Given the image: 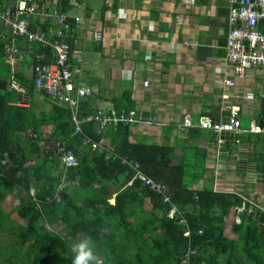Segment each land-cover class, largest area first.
<instances>
[{
    "label": "crops",
    "instance_id": "crops-1",
    "mask_svg": "<svg viewBox=\"0 0 264 264\" xmlns=\"http://www.w3.org/2000/svg\"><path fill=\"white\" fill-rule=\"evenodd\" d=\"M0 2L8 5L12 0ZM61 4L73 21L67 40L73 54L83 60L78 78L93 89L92 95L80 101L79 113L84 116L102 108L110 113L134 111L137 117H155L157 121L151 124L130 125L127 144L148 145L146 152L152 147L160 149L158 159L172 157L170 165L159 168L157 179L144 170L141 160L129 156L138 160L149 176L166 183L172 198L168 179L190 190L234 195L242 204L232 207L225 233L237 239L235 223L247 221L245 228L248 222H255L248 219V212L242 217L241 211L252 204L264 208V150L252 148L256 135L264 137V100L260 95L264 78L255 71L239 77L227 60L229 0H65ZM49 21L55 23L53 18L37 15L32 20L33 29L47 28ZM9 28L0 22V37L6 51L9 43L17 46V60L13 65L4 58L9 72L2 69L1 61L0 68L14 78L19 73L23 79L13 81L10 89L18 90L19 97L8 103L48 111L46 97H50L36 88L28 92L27 85L28 81L34 83V54L39 45L24 38L13 42ZM95 31L102 32V39L95 38ZM227 78L236 83L221 82ZM18 101L22 105L14 104ZM232 105L240 108L242 126L238 132L248 139L240 141L234 152L221 150L214 141L219 131L199 123L207 117L214 123L227 121ZM188 114L194 124L182 128ZM94 122L96 131L103 134L99 139L109 141L111 152L117 154L112 137L117 136L118 125L100 132L98 122ZM252 125L259 130H252ZM42 129L51 130L48 125ZM81 134L86 135L84 127ZM59 138L68 146L69 140ZM82 145H86L84 139ZM116 193L113 189L111 203ZM145 206L152 208L150 198Z\"/></svg>",
    "mask_w": 264,
    "mask_h": 264
},
{
    "label": "trees",
    "instance_id": "trees-1",
    "mask_svg": "<svg viewBox=\"0 0 264 264\" xmlns=\"http://www.w3.org/2000/svg\"><path fill=\"white\" fill-rule=\"evenodd\" d=\"M61 8L64 10L63 6ZM70 22L69 31L72 19ZM5 47L0 37L3 70L7 69ZM2 69L0 206L3 219H8L10 215L2 202L8 194H13L20 201L18 213L27 223L16 222L17 226L13 227L17 257L13 255L0 264H73L70 246L85 236L94 239L103 264H184L190 245L199 251L191 264H264L261 226L248 222L244 228L247 221L242 220L233 225V231L239 234L237 239L225 233L232 207L242 204L234 195L190 190L181 182L168 179L173 202L183 212L190 228L187 241L180 217L167 216L169 204L137 180L132 186L127 184L133 171L120 159L108 157L106 151H99L92 142L82 145L85 135L74 132L75 124L68 106L48 97V111L37 112L35 106L9 105L11 98L19 97V91L10 87L21 77L17 73L14 78L11 72ZM29 84L31 93L35 84L28 81ZM95 124L87 122L83 127L86 135L99 140L103 134L96 131ZM43 125L51 130L44 131ZM128 127L123 124L116 127L113 150L120 156L130 155L141 160L144 170L160 179L159 168L170 165L173 158L160 161V149L150 147L154 149L146 152L148 145H128ZM31 132L37 133V137H31ZM45 135L69 140L68 149L76 155L78 165L62 168L61 158L41 143L40 138L44 139ZM113 189L117 193L111 203ZM146 198H150L151 209L145 206ZM59 224H63L65 233L57 231Z\"/></svg>",
    "mask_w": 264,
    "mask_h": 264
},
{
    "label": "built area",
    "instance_id": "built-area-1",
    "mask_svg": "<svg viewBox=\"0 0 264 264\" xmlns=\"http://www.w3.org/2000/svg\"><path fill=\"white\" fill-rule=\"evenodd\" d=\"M63 1L65 0H12L8 5L0 2V22L11 28L13 42L24 38L30 43L39 45V51L34 54L33 64L35 88L70 108L77 133L83 132V124L87 122L97 121L98 130L101 132L110 126L120 124L130 126L138 123L151 124L157 121L155 117H137L134 111L110 113L97 108L84 116L79 113L80 101L92 95L93 89L89 85H83L78 78L82 73L81 62L83 60L73 54L71 44L67 40L71 22L67 13L61 8ZM229 3L231 4L229 15L231 29L227 37V60L233 72L239 77H244L248 71H255L260 72L264 78V0H229ZM37 15H42L46 19L53 18L55 23L49 21L50 25L47 28L33 29L32 20ZM94 36L98 40L103 37L100 31H95ZM17 52V46L9 43L4 58L14 65ZM221 82L231 86L236 83L234 79L229 78ZM260 95L264 100V86ZM252 96L249 95V97ZM23 103L25 104V101ZM14 104L22 105L20 101ZM229 109L227 121L214 123L207 117L199 122L200 125L215 131H240L242 126L240 108L232 105ZM193 124V119L188 114L181 127L186 128ZM250 128L254 131L259 130V127L253 125ZM31 137L36 138L37 133L31 132ZM44 137V139L40 138L41 143L46 150L53 151L54 155L61 158L62 168L78 165L76 155L68 149L63 139L49 138L47 135ZM84 142L86 144L92 142V146L102 151H109L111 154L108 157L118 158L128 166L133 171V177L127 183L129 186L137 180L142 187L154 191L164 203L169 204L170 209L167 211V216L180 217L184 227V236L187 237V241L189 240L191 232L187 219L173 202L170 188L166 183L149 176L135 158L112 153L111 144L105 138L94 140L85 135ZM31 192L35 196L34 190ZM47 227L51 229L49 225ZM198 252L197 248L190 245L185 252L184 264H191L193 256Z\"/></svg>",
    "mask_w": 264,
    "mask_h": 264
},
{
    "label": "rangeland",
    "instance_id": "rangeland-1",
    "mask_svg": "<svg viewBox=\"0 0 264 264\" xmlns=\"http://www.w3.org/2000/svg\"><path fill=\"white\" fill-rule=\"evenodd\" d=\"M2 28L4 29L5 27L2 25ZM82 65L83 62H81V66ZM6 68L9 71V68ZM2 204L5 210H7L10 215L8 219H3V214L0 206V220L3 219L0 223V263H5L4 261L6 260V258H11L13 257V255H15V258L17 257V239L14 237L15 232L13 227H16L17 223L25 225L27 223V219H24L19 215L18 207L20 206V201L15 196H13V194L8 195V197L4 199ZM56 228L57 231H63V233H65V231L63 230V224H59L58 227L56 226Z\"/></svg>",
    "mask_w": 264,
    "mask_h": 264
},
{
    "label": "water",
    "instance_id": "water-1",
    "mask_svg": "<svg viewBox=\"0 0 264 264\" xmlns=\"http://www.w3.org/2000/svg\"><path fill=\"white\" fill-rule=\"evenodd\" d=\"M215 142H218L219 148L221 150H231V152L237 151L240 147V141H248L244 137V134H240L238 131H219L215 136ZM252 148L256 151L259 149L264 150V137L261 135H256L252 140ZM248 212V219L258 222L262 227V232L264 233V208L256 204H252L249 208L241 211L240 215L244 217Z\"/></svg>",
    "mask_w": 264,
    "mask_h": 264
},
{
    "label": "clouds",
    "instance_id": "clouds-1",
    "mask_svg": "<svg viewBox=\"0 0 264 264\" xmlns=\"http://www.w3.org/2000/svg\"><path fill=\"white\" fill-rule=\"evenodd\" d=\"M70 247L73 253V264H103V260L97 254L96 243L91 236H85L73 242Z\"/></svg>",
    "mask_w": 264,
    "mask_h": 264
}]
</instances>
